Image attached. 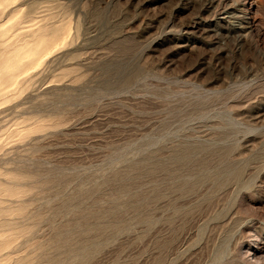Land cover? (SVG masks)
<instances>
[{"label":"rangeland","instance_id":"1","mask_svg":"<svg viewBox=\"0 0 264 264\" xmlns=\"http://www.w3.org/2000/svg\"><path fill=\"white\" fill-rule=\"evenodd\" d=\"M0 264H264V0H0Z\"/></svg>","mask_w":264,"mask_h":264}]
</instances>
